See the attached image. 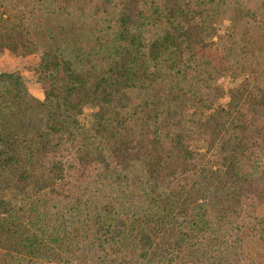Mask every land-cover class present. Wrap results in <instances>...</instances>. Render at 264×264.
Listing matches in <instances>:
<instances>
[{"label":"trees","instance_id":"trees-1","mask_svg":"<svg viewBox=\"0 0 264 264\" xmlns=\"http://www.w3.org/2000/svg\"><path fill=\"white\" fill-rule=\"evenodd\" d=\"M20 46L45 124L0 136V264H264V0H0ZM26 95L0 71V119Z\"/></svg>","mask_w":264,"mask_h":264},{"label":"rangeland","instance_id":"rangeland-1","mask_svg":"<svg viewBox=\"0 0 264 264\" xmlns=\"http://www.w3.org/2000/svg\"><path fill=\"white\" fill-rule=\"evenodd\" d=\"M43 24L52 28V32L54 33L53 38L55 35L61 34V30L58 26L50 25L49 23ZM228 25V22L224 21L223 26L227 27ZM44 33L46 35L43 37L47 40L49 38L48 34L45 31ZM257 59L260 60L261 57L254 52V57L251 59V63L253 64ZM38 62L39 60L35 55L27 53L21 46L17 51L8 49H2L0 51V71L5 73L20 72L27 88V95L22 104L20 106H15L10 114H7L0 119V136H10L15 138V140L20 142L24 147L34 138L39 136L45 124V109L42 104L45 99L46 86L38 79ZM244 79L243 76H227L221 78L219 84L225 90V96L217 103V105L226 108L231 91L243 88L245 82ZM45 83H47V80ZM92 114L93 108L90 106L85 107L83 114L80 117L81 122L86 125H91L93 121ZM189 115L190 110H186L185 116ZM231 134L232 132H229L228 135L230 136ZM230 139L233 140V137H230ZM192 149L195 151H205L207 145L204 142H195L192 145ZM204 192L207 196L212 198L217 197L218 199L224 198L223 195L225 193L217 180H213L212 184L209 185V191ZM191 194V196L188 194L184 195L183 198H181V202L189 204L192 200L196 199V202L201 200L197 191H192ZM179 205L177 213L185 208L183 203H180Z\"/></svg>","mask_w":264,"mask_h":264}]
</instances>
